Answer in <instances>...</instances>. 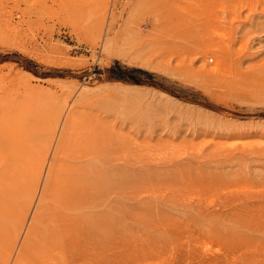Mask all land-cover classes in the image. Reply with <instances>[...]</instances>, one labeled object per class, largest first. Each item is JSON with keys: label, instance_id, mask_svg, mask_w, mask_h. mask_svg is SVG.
Here are the masks:
<instances>
[{"label": "rangeland", "instance_id": "1", "mask_svg": "<svg viewBox=\"0 0 264 264\" xmlns=\"http://www.w3.org/2000/svg\"><path fill=\"white\" fill-rule=\"evenodd\" d=\"M97 2L0 0L4 74L92 87L43 238L69 264H264V0H110L101 37Z\"/></svg>", "mask_w": 264, "mask_h": 264}, {"label": "bare ground", "instance_id": "2", "mask_svg": "<svg viewBox=\"0 0 264 264\" xmlns=\"http://www.w3.org/2000/svg\"><path fill=\"white\" fill-rule=\"evenodd\" d=\"M109 3L110 0L97 2L99 37L109 14ZM7 25L10 32H19L12 21ZM208 56L216 58L214 65H208ZM203 57L205 62L200 75L214 76L225 71L226 62L216 46H207ZM3 72L0 68V264H69L67 258L60 256L43 238L42 226L48 215L49 192L62 171L58 161H64L75 152L85 132L84 121L75 109L90 96L92 87L73 85L61 79H42L16 65H11L7 74ZM77 91L81 98L75 102ZM108 131L115 134L116 140L124 139L122 134L110 128ZM8 193L18 196L17 206L6 201L4 195ZM32 210L33 218L26 226ZM90 218L88 216L87 221ZM74 221H78L77 217L62 214L60 227L71 226L73 230ZM21 237L22 246L13 259Z\"/></svg>", "mask_w": 264, "mask_h": 264}]
</instances>
